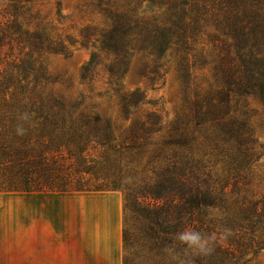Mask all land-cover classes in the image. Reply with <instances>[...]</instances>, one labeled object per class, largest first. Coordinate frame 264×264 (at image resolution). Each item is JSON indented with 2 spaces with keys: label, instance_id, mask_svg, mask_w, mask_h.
Masks as SVG:
<instances>
[{
  "label": "trees",
  "instance_id": "1",
  "mask_svg": "<svg viewBox=\"0 0 264 264\" xmlns=\"http://www.w3.org/2000/svg\"><path fill=\"white\" fill-rule=\"evenodd\" d=\"M9 1L11 12L0 16V193H122V264L143 254L166 264L168 246L190 264L174 235L196 226L208 232L207 210L222 214L220 227L235 233L237 247L264 249V207L247 195L261 147L229 114L235 98L264 108V0H104L107 25L79 32V46L91 49L80 81L90 84L101 71L124 121L144 104L120 87L132 60L139 58L138 75L153 83L172 55L188 116L159 145L153 141L163 128L153 111L117 135L106 119L54 95L41 57L68 56L72 44L18 7L33 0ZM144 3L155 10L140 12ZM201 41L210 44L209 62ZM211 62L219 86L189 91L191 73ZM127 215L140 229H127ZM224 251L218 244L214 260L193 263L226 264L216 257Z\"/></svg>",
  "mask_w": 264,
  "mask_h": 264
},
{
  "label": "rangeland",
  "instance_id": "2",
  "mask_svg": "<svg viewBox=\"0 0 264 264\" xmlns=\"http://www.w3.org/2000/svg\"><path fill=\"white\" fill-rule=\"evenodd\" d=\"M120 3L121 1H119ZM20 6L37 13L40 20L42 19L46 23L47 28L54 31L62 41L68 39L72 44L71 46L66 45L67 51L70 53L68 56L44 54L41 57L45 70L53 82L49 89L54 95L67 101L80 103V110L87 113L94 112L106 119L115 128L117 135L130 125L134 117L142 119L146 113L153 111L160 118L163 128L161 133L154 138L153 142L156 145L161 144L166 139L167 132L177 119H180L183 124L185 123V117L188 116V105L177 80L174 59L170 53H167L165 58L161 60L166 74L162 79L153 83L138 75L139 58L135 57L132 60L127 74L120 82V87L124 92L138 93L144 104L138 105L136 111L129 110L133 116L128 121L123 120L115 95L108 91L105 85L106 76L101 71L94 82L90 84L80 81V69L88 62L91 49H84L79 46V32L86 26H93L97 30H101L107 25L101 14V10L106 9L104 0H33L31 4L20 3L18 7ZM154 10L150 4L144 3L141 5L140 12L149 13ZM9 12H11L10 1L0 0V16ZM199 45L205 51L206 61H211L213 57L207 58V54L213 56L210 52V44L201 41ZM212 67L213 63L211 62V65L209 64L202 69H195L191 73L189 91L205 92L219 86V80ZM229 107V114L246 126L251 138L261 147L262 156L253 168L251 186L247 195H252L253 199L259 200L264 207V108L254 100L244 98H235ZM196 147L200 148L198 145ZM102 190L110 191L112 189L102 188ZM7 194L0 193V197ZM120 195L122 197V193ZM123 218L122 198V221ZM223 219L222 214L218 213L217 210H207L202 220L206 223L205 226L208 227L209 231L198 230V226L195 230L216 237L214 250L210 255L201 257L193 255L185 249L184 256L187 257L188 262L194 264L193 262L201 259L204 262L214 260L217 245L221 244L225 251L216 257H222L226 264H264V249L237 247L235 233L227 232L220 227ZM127 229L130 232L140 229V225L131 219L130 215H127ZM136 252L139 253L140 251L135 249ZM140 254H143L142 251ZM144 257L146 259L142 260ZM143 258L132 257L133 264H156L159 260L145 254H143ZM162 260L168 264L167 257Z\"/></svg>",
  "mask_w": 264,
  "mask_h": 264
},
{
  "label": "crops",
  "instance_id": "3",
  "mask_svg": "<svg viewBox=\"0 0 264 264\" xmlns=\"http://www.w3.org/2000/svg\"><path fill=\"white\" fill-rule=\"evenodd\" d=\"M0 264H122L120 193L0 197Z\"/></svg>",
  "mask_w": 264,
  "mask_h": 264
},
{
  "label": "clouds",
  "instance_id": "4",
  "mask_svg": "<svg viewBox=\"0 0 264 264\" xmlns=\"http://www.w3.org/2000/svg\"><path fill=\"white\" fill-rule=\"evenodd\" d=\"M26 115H22L20 120H27ZM14 132L17 136H22L25 133V128L22 124H18ZM174 241L179 244L182 248L190 251L196 256H208L214 250V244L216 243V237L208 234H204L193 228L186 227L175 233ZM165 256L167 257L168 264H183L178 259L174 246H168L163 249Z\"/></svg>",
  "mask_w": 264,
  "mask_h": 264
}]
</instances>
